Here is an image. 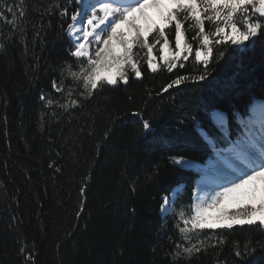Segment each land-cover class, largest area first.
<instances>
[{
    "label": "trees",
    "instance_id": "trees-1",
    "mask_svg": "<svg viewBox=\"0 0 264 264\" xmlns=\"http://www.w3.org/2000/svg\"><path fill=\"white\" fill-rule=\"evenodd\" d=\"M16 2L8 0V5ZM26 2L27 20L39 24L31 12L35 0ZM0 11L11 18L6 6ZM31 23L27 57L17 40L6 57L0 55V97L8 98L6 110L0 108V264H23L22 243L34 244L35 264H168L165 252L174 228L169 217L161 230V198L182 185L185 203H190L201 176L169 158L183 156L202 166L228 149L225 131L211 119L213 112L224 115L228 139H237L251 106L264 102V46L245 56L228 55L210 66L206 82H188L168 92L162 89L178 75L195 74L191 57L172 72L146 71L128 85L104 89L72 115L51 118L41 132L40 90L52 92L57 66L68 58V41L57 36L60 21L52 17L45 42L35 47L38 79L30 81ZM10 30L0 19V40ZM144 119L153 126L147 138L141 135ZM248 235L260 238L258 232L238 231L229 240ZM220 258L231 264L229 247ZM194 264H213L212 257L202 255Z\"/></svg>",
    "mask_w": 264,
    "mask_h": 264
},
{
    "label": "snow or ice",
    "instance_id": "snow-or-ice-1",
    "mask_svg": "<svg viewBox=\"0 0 264 264\" xmlns=\"http://www.w3.org/2000/svg\"><path fill=\"white\" fill-rule=\"evenodd\" d=\"M5 6L11 18L0 11V19H5L11 30L0 40V55L6 57L9 45L17 40L23 47L22 56L27 57L29 5L26 0L12 5L0 0V9ZM31 12L39 24L31 23L33 63L26 67L30 81L38 79L35 47L45 42L52 17L60 21L57 36L68 41V58L57 66L59 77L51 80L52 92L40 90L37 124L41 132L51 118L72 115L104 89L128 85L130 78L141 79L146 71L172 72L184 68L191 57L195 74L178 75L162 89L168 92L188 82H206L210 66L228 55L245 56L264 46V0H35ZM154 53H159V59ZM7 104V96L0 97V108L6 110ZM213 118L225 131L223 140L229 145L227 154L218 153L223 159L218 169L222 182L208 191L193 189L190 203H185L182 185L162 196L161 230L169 217L174 228L165 256L168 264H194L202 255H211L213 264H226L220 254L227 246L231 264H264V120L258 126L243 123L233 142L228 139L224 116L216 113ZM3 120L6 125V115ZM19 126L24 127L23 117ZM152 127L149 120H142L141 135L152 136ZM201 135L217 147L202 129ZM169 159L173 165L191 166L183 156ZM238 231L258 232L260 238L248 235L230 241ZM34 253V244H21L23 264H35Z\"/></svg>",
    "mask_w": 264,
    "mask_h": 264
},
{
    "label": "rangeland",
    "instance_id": "rangeland-1",
    "mask_svg": "<svg viewBox=\"0 0 264 264\" xmlns=\"http://www.w3.org/2000/svg\"><path fill=\"white\" fill-rule=\"evenodd\" d=\"M158 54V57H159V53ZM260 103H264V102H260ZM219 113V112H217ZM214 114L216 113H212L211 114V119L212 121L214 122V124L216 126H218L213 118ZM220 114V113H219ZM223 115V114H222ZM224 116V115H223ZM225 118V117H224ZM256 115H253L250 113V118L246 120L247 123H254L256 124L257 126L259 125L260 121L261 120H264V112L262 114V116L260 118H258ZM226 120V119H225ZM260 120V121H258ZM220 127V126H218ZM221 128V127H220ZM225 154H227V152L225 151L224 152ZM191 166L190 167H184V166H179V167H182V168H187L188 170H194V171H197V172H200L201 173V176L198 178V180L196 181L195 183V186H194V189L196 187V184L197 182L200 180H207L208 181V184L211 185V184H218V183H221L222 181L219 179V172H218V169L223 165V159L219 156V155H216L214 156L212 159L208 160L204 165L202 166H199L198 164H194V163H191ZM202 188H204L203 185H201ZM199 187V188H201ZM217 191L219 189H216Z\"/></svg>",
    "mask_w": 264,
    "mask_h": 264
},
{
    "label": "bare ground",
    "instance_id": "bare-ground-1",
    "mask_svg": "<svg viewBox=\"0 0 264 264\" xmlns=\"http://www.w3.org/2000/svg\"><path fill=\"white\" fill-rule=\"evenodd\" d=\"M261 105H264V103H260V102L259 103H254L251 106V108H250V113L253 114V115H256L258 118H260L262 116L263 112H264V111L261 110ZM214 113H217V112H214ZM258 121H260V120H258ZM179 166H181V165H179ZM201 185L204 186V190L205 191H208V190H210L212 188H215L217 184L209 185L207 180H204V181L203 180H201V181L199 180L197 182V184H196L195 189L201 187Z\"/></svg>",
    "mask_w": 264,
    "mask_h": 264
}]
</instances>
